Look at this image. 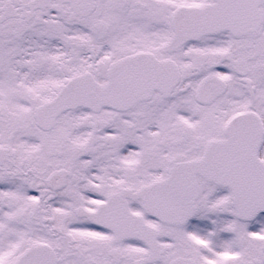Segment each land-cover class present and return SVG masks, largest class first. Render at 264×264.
Wrapping results in <instances>:
<instances>
[{"label": "snow or ice", "instance_id": "6c2138e0", "mask_svg": "<svg viewBox=\"0 0 264 264\" xmlns=\"http://www.w3.org/2000/svg\"><path fill=\"white\" fill-rule=\"evenodd\" d=\"M0 264H264V0H0Z\"/></svg>", "mask_w": 264, "mask_h": 264}]
</instances>
